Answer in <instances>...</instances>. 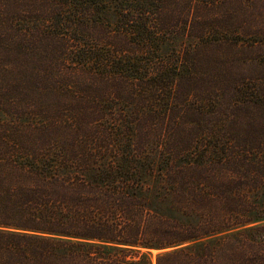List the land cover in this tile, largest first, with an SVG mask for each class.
Segmentation results:
<instances>
[{"label":"trees","instance_id":"trees-1","mask_svg":"<svg viewBox=\"0 0 264 264\" xmlns=\"http://www.w3.org/2000/svg\"><path fill=\"white\" fill-rule=\"evenodd\" d=\"M0 264H264V0H0Z\"/></svg>","mask_w":264,"mask_h":264},{"label":"rangeland","instance_id":"rangeland-1","mask_svg":"<svg viewBox=\"0 0 264 264\" xmlns=\"http://www.w3.org/2000/svg\"><path fill=\"white\" fill-rule=\"evenodd\" d=\"M166 250V249H165ZM142 251H149L150 252V259L152 260V262L154 263V260H155V256L164 251V250H157V249H150V250H145L143 249Z\"/></svg>","mask_w":264,"mask_h":264}]
</instances>
